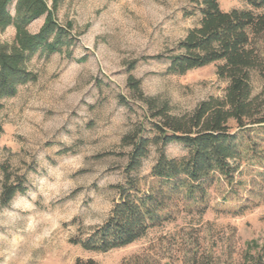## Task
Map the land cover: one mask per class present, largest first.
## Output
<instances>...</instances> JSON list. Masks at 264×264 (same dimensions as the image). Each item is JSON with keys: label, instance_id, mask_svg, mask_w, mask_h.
I'll list each match as a JSON object with an SVG mask.
<instances>
[{"label": "rangeland", "instance_id": "1", "mask_svg": "<svg viewBox=\"0 0 264 264\" xmlns=\"http://www.w3.org/2000/svg\"><path fill=\"white\" fill-rule=\"evenodd\" d=\"M218 2L224 12L248 8L240 0ZM52 11L61 27L70 28L72 45L50 57L37 54L28 63L37 81L0 108V182L5 168L9 183L22 180L26 189L0 207V264H74L78 258L98 264H264V179L246 164L233 186L213 181L205 215L181 214L108 253H87L71 243L109 217L131 150L123 141L141 128L149 136L155 122L129 78L140 82L145 98L178 117L208 98L224 97L227 82L214 65L179 76L167 73V59H155L171 55L198 26L191 0H63ZM46 19L27 31L35 35ZM15 39L13 26L0 33L1 46ZM251 87L264 104V70L253 71ZM164 150L170 159L188 154L177 143ZM157 157L152 147L142 176Z\"/></svg>", "mask_w": 264, "mask_h": 264}, {"label": "trees", "instance_id": "2", "mask_svg": "<svg viewBox=\"0 0 264 264\" xmlns=\"http://www.w3.org/2000/svg\"><path fill=\"white\" fill-rule=\"evenodd\" d=\"M63 0H0V33L13 26L12 46L0 45V108L4 100L17 96L19 88L37 81L29 62L37 55L46 57L71 46L70 28L53 18ZM200 14L198 26L190 30L167 59L168 74L185 76L189 71L214 65L219 79L227 82L222 98H208L186 116H172L167 105H156L143 96L140 82L129 78L128 86L138 91L152 123L149 136L143 128L128 135L123 143L131 146L124 170V182L116 185L118 199L109 217L85 238L73 239L85 252L103 254L126 248L155 228L176 222L181 214L205 215L207 190L216 178L233 186L242 165L257 168L264 179V107L254 97L253 71L264 70V0H240L246 10H221L218 0H191ZM14 6V12L11 7ZM45 16L46 22L35 35L27 27ZM234 124V127L231 124ZM0 127V134L2 133ZM179 144L188 150L181 158L170 159L164 148ZM156 147L158 157L150 172L141 175L144 162ZM0 182V207L23 194L24 181L10 182L7 169ZM74 264H98L93 258H78Z\"/></svg>", "mask_w": 264, "mask_h": 264}]
</instances>
